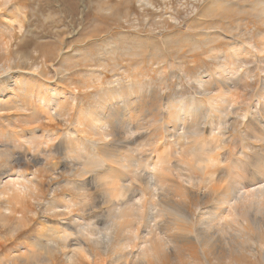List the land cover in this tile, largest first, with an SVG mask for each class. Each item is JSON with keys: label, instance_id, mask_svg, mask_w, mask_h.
Returning <instances> with one entry per match:
<instances>
[{"label": "bare ground", "instance_id": "6f19581e", "mask_svg": "<svg viewBox=\"0 0 264 264\" xmlns=\"http://www.w3.org/2000/svg\"><path fill=\"white\" fill-rule=\"evenodd\" d=\"M255 6L264 11V6L258 3ZM247 48H250L248 54H261V62L264 63V43L260 48L254 45ZM219 53L213 52V59L221 58ZM228 55L225 58L228 63L195 80L192 87L198 90V96L182 97L178 94L164 102L158 91L143 92L139 80L130 85L101 90L97 93L96 109L77 120L78 133L84 132L85 135L80 133L77 136L76 129L73 138H57V135L56 148L55 142L53 145L44 140L46 149L42 150L34 142L37 134L33 129H29L28 135L14 133L1 137L14 148L23 149L20 157L11 154L14 162L31 158L39 162L41 157L36 154L28 158L30 148L43 151L45 159L53 150L61 153L62 160H56L54 154L48 159L51 178L61 176V170L71 165L69 168L78 179L67 181L68 185L75 191H83L85 194H82L88 197V200H80L66 195L62 200L59 198L45 204V219L51 221L48 229L53 232L43 248L51 247L61 253L63 248L74 242L76 247L65 253L70 264H103L105 260L97 259L94 253L98 248L108 251L110 260L114 259L116 264H152L159 261L164 250L176 251L185 257L195 249L218 253V250L252 245L250 234L254 229L261 235L264 218V161L258 162L260 159L257 161L255 157L257 153H264V90L260 89L256 109L253 107L251 110L249 106L246 107L247 113L242 111L246 113L242 114V123L233 117L231 122L232 112L239 110L236 107L239 104L237 94L234 96L236 80L249 78L250 71H239L238 75L236 64L240 62L234 64L235 60ZM2 68L9 71L10 66ZM261 71L263 73L264 68ZM174 77L180 80L181 74H174ZM20 80L13 82L5 96L0 93V105L3 107L0 109L21 107L25 111L30 110L32 121H29L33 123L34 119L35 123L40 117L50 120L62 118L67 104L71 109L76 105L74 97L69 102L66 95L70 91L65 95L62 86L53 88L52 97L47 98L46 94L42 95L40 87L32 91L28 85L25 89ZM21 92L24 98H21ZM234 113L241 117L238 111ZM21 120L29 123L28 119ZM233 130L238 135L230 138ZM41 136L49 142L54 139L50 134ZM110 136H118L126 143L135 144L136 141V148L134 145L130 150L121 148V151L115 146L116 139H108ZM231 141L233 144L239 142V147L235 144L240 151L237 161L231 159L233 153L227 148ZM3 151L6 150L0 148V155ZM133 151L138 155L133 156ZM227 161L232 164L226 166ZM245 161L253 164L256 173L249 171ZM12 166L5 164L0 169V214L7 219L19 215L20 219V201L28 187L33 185L36 175L33 173L30 177L29 172L21 168L16 171ZM7 172L9 174L5 177ZM221 182L226 183L222 186ZM139 184L145 189L138 187ZM145 193L158 205L162 204L161 208L156 207L155 201H152L155 204L147 202L144 206ZM191 194L213 196L214 201L211 202L213 205L210 204L212 209H208L211 211L209 216L201 219L198 230L186 228L181 223L183 216L175 209ZM105 206L109 209L106 208L101 219L98 214L94 215ZM161 229L165 230L166 236H162ZM2 242L0 250L3 249ZM22 248L19 253H11L9 262L24 260L27 252H32L28 247Z\"/></svg>", "mask_w": 264, "mask_h": 264}, {"label": "rangeland", "instance_id": "374dc122", "mask_svg": "<svg viewBox=\"0 0 264 264\" xmlns=\"http://www.w3.org/2000/svg\"><path fill=\"white\" fill-rule=\"evenodd\" d=\"M257 3L264 6V0H0V93L5 96L8 88L14 85L13 82L21 79V85L25 89L28 85L32 91L40 87L42 95L46 94L47 98L52 97L53 88L62 86L65 95L70 91L66 95L70 98L69 102L74 97L76 104L72 109L66 105L63 119L40 117L35 123L33 118V123L31 122V112L26 108V111L21 107L12 108L13 110L0 109V148L6 150L0 155V166L13 165L16 171L21 168L29 172L30 177L33 173L36 175L33 185L28 187L20 201L18 212L22 213V217L18 219L19 215H15L12 219H7L0 214V237L4 236L0 240L4 241L3 249L0 250V264H70L65 253L76 247L74 242L63 248L61 253L51 247H42L53 232L48 229L51 221L45 219V204L59 198L62 200L66 195L88 200L83 191H75L67 183L78 179L76 173L69 168L71 165L61 170V176L51 178L48 159L54 154L56 160H62L61 153L53 150L48 152L49 155L47 153L48 157L45 159L43 151L30 148L28 158L36 154L41 157L39 162L32 161V158L21 160L20 163L14 162L13 157L22 156L23 149L14 148L1 137L4 134L15 135L14 133L28 135L29 129H33V133L37 134L34 142L42 150L46 149L45 142L56 144V148L59 140L56 139L57 135V138L85 135L84 132L78 133L77 120L96 109L97 93L101 90L130 85L139 80L143 92L158 91L159 98L164 102L172 100L178 94L182 97L198 96V90L192 87L195 86V80L214 72L223 63H228L225 59L228 54L233 55L229 58L235 60L234 64L240 62L236 64L238 72L250 71L251 79H237L234 88V96L237 94V98H234L239 103L235 106L241 117L239 114L235 115L234 112L237 111H234L230 120L238 118V123H242L246 107L256 109L260 89L264 90L262 56L248 54L250 48H247L248 45L260 48L264 43V11L256 8ZM213 52H220L218 55H222L221 58L224 59H213ZM4 65L10 66L9 71L3 70ZM174 74H181L180 80ZM20 96L24 98L22 92ZM34 104L33 101L32 105ZM23 118L31 120V123L23 122ZM235 132H230V138L238 135ZM43 134H50L54 139L49 142L41 136ZM110 137L109 140L116 139L115 146L121 151V148L123 151L130 150L134 145L136 148V141L132 144L122 141L118 136ZM232 144L231 141L227 148L233 153L231 159L237 161L240 158L239 148L236 149L239 142L235 143L237 147ZM256 145L260 147V144ZM131 154L136 156L138 152L133 151ZM256 156L257 161L260 159L258 162L264 161L263 152ZM247 161L245 165L249 171L251 169V172L256 173L253 164L249 165ZM227 162L226 166L232 164L231 161ZM8 174L9 172L4 176ZM224 181L227 182V179ZM139 186L143 188L142 184ZM145 194L142 201L143 204L146 203L144 206H147V202L155 201L150 199L148 193ZM211 202H214L213 196L191 194L175 209L183 216L181 223L186 228L198 230L201 219L207 218L211 212ZM155 205L157 208L162 206L158 202ZM106 208L109 209L105 206L96 213L93 211L94 215L98 214L101 219ZM261 225V235L259 230L254 229L250 234L252 245H244L235 250L219 251L216 248L218 253L195 249L185 257L176 251L164 250L159 261L152 264H264V218ZM161 232L162 236H166L165 230L161 229ZM22 247H28L32 252H27L24 260L9 262L11 253H19ZM94 251L97 259L105 260L103 264H116L114 259L110 260L108 251L100 248Z\"/></svg>", "mask_w": 264, "mask_h": 264}]
</instances>
